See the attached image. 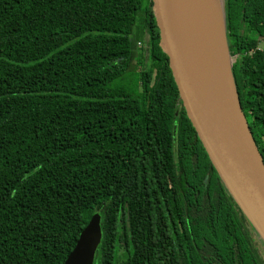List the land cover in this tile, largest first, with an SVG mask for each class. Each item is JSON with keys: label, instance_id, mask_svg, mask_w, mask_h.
Masks as SVG:
<instances>
[{"label": "trees", "instance_id": "trees-1", "mask_svg": "<svg viewBox=\"0 0 264 264\" xmlns=\"http://www.w3.org/2000/svg\"><path fill=\"white\" fill-rule=\"evenodd\" d=\"M224 34L264 158V0ZM160 41L153 0H0V264H64L97 212L94 264H264Z\"/></svg>", "mask_w": 264, "mask_h": 264}, {"label": "water", "instance_id": "water-1", "mask_svg": "<svg viewBox=\"0 0 264 264\" xmlns=\"http://www.w3.org/2000/svg\"><path fill=\"white\" fill-rule=\"evenodd\" d=\"M153 11L187 114L224 183L258 228L244 202L264 224V158L242 110L231 68L232 97L227 98L198 59L178 1L153 0ZM101 241L102 216L97 212L64 264H94Z\"/></svg>", "mask_w": 264, "mask_h": 264}, {"label": "bare ground", "instance_id": "bare-ground-1", "mask_svg": "<svg viewBox=\"0 0 264 264\" xmlns=\"http://www.w3.org/2000/svg\"><path fill=\"white\" fill-rule=\"evenodd\" d=\"M178 7L192 37L198 59L220 92L232 97L229 55L226 48L219 0H177ZM251 218L264 234V224L245 203Z\"/></svg>", "mask_w": 264, "mask_h": 264}, {"label": "rangeland", "instance_id": "rangeland-1", "mask_svg": "<svg viewBox=\"0 0 264 264\" xmlns=\"http://www.w3.org/2000/svg\"><path fill=\"white\" fill-rule=\"evenodd\" d=\"M219 3H220V6H221L222 20H223V26H224V19H225V0H219ZM142 26H143L142 13L139 12L138 15H137V18H136V23H135V26H134V31H133V36H132V40L134 42H137L138 41L136 47L139 48V49H140V47H142L144 45V43H145V46H146V43L148 44V39H149L147 34H145V33H142V34L138 33V28H140ZM261 46H263V45H261ZM227 52H228V50H227ZM228 55H229V52H228ZM137 60H134L133 61L134 66L137 64ZM229 60H230V62H229L230 63L229 64V69H230L231 62L233 60L230 55H229ZM130 74H131V72H129L127 75H124L123 76V80H124L125 84H127V85H129L130 80H131V75ZM132 74H135V73L132 71ZM255 227H256V232H257V236H258V239H259V243L261 245V250H262V252L264 254V234L260 231L259 228H257V226H255ZM120 252H121V250H120Z\"/></svg>", "mask_w": 264, "mask_h": 264}, {"label": "built area", "instance_id": "built-area-1", "mask_svg": "<svg viewBox=\"0 0 264 264\" xmlns=\"http://www.w3.org/2000/svg\"><path fill=\"white\" fill-rule=\"evenodd\" d=\"M261 45H263V46H261ZM260 45V47L259 48H264V41L262 42V44Z\"/></svg>", "mask_w": 264, "mask_h": 264}]
</instances>
